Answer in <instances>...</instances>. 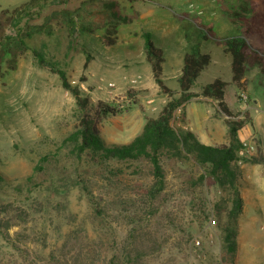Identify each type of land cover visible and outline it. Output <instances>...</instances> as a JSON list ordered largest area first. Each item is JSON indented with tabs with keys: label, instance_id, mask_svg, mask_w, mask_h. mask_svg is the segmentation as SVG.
I'll return each mask as SVG.
<instances>
[{
	"label": "rangeland",
	"instance_id": "rangeland-1",
	"mask_svg": "<svg viewBox=\"0 0 264 264\" xmlns=\"http://www.w3.org/2000/svg\"><path fill=\"white\" fill-rule=\"evenodd\" d=\"M31 1L0 0V174L8 179L0 185V264H108L121 255L137 223L144 226L140 232L145 240L156 242L148 251L152 243L145 245L143 264H264V209L255 208L253 188L241 189L246 200L236 251L229 254L215 212L222 192L211 179L200 180L199 168L163 158L166 189L152 201L147 193L154 184L150 164L111 161L97 166L77 159L73 145L65 143L83 129L86 118H100L95 114L100 101L118 110L93 120L107 146L129 144L139 136L145 118L157 117L168 100L149 85L155 80L142 53L143 34H172L175 39L181 34L180 20H185L224 37L234 26L230 8L241 0H115L132 18L116 34L104 6L107 0H71L69 9L78 12L79 23L97 38L103 40L109 29L115 38L113 44H101L85 36L84 43L73 46L75 52L86 46L91 53L97 49L96 60L87 67L81 52L71 53L68 60L69 81L91 101L86 110L57 74L39 66L16 40L7 41L16 36L13 13ZM55 10L61 8L42 11L39 22L54 17ZM170 64L178 66L177 56L166 66L171 75L177 69H169ZM256 68L249 66L247 75ZM130 91L137 93L136 101L128 97ZM253 91L262 94L258 88ZM249 173L256 175L242 168L243 178Z\"/></svg>",
	"mask_w": 264,
	"mask_h": 264
},
{
	"label": "trees",
	"instance_id": "trees-1",
	"mask_svg": "<svg viewBox=\"0 0 264 264\" xmlns=\"http://www.w3.org/2000/svg\"><path fill=\"white\" fill-rule=\"evenodd\" d=\"M70 3L71 0H32L20 7L11 18L16 36L15 38L9 36L7 41L14 43L16 40L23 52L32 54L39 66L46 67L52 73L57 74L62 87L76 99L82 110H86L91 105V101L88 97H83L81 89L69 81L68 60L70 54L75 52L73 46L76 42L77 44L84 43L85 36V40L88 41L97 37L88 26L79 23L78 12L69 9ZM104 6L114 21L110 25L113 34H116L119 25L132 21L131 16L123 14L117 1L107 0ZM56 7H60L61 10H55L54 17L49 16L43 23L39 22L42 11ZM230 12L234 29L224 37H219L209 26L180 20L181 34L178 37V45L184 52V65L178 78L180 89L177 93L166 86L162 79L164 50L154 42L151 33L143 34L147 61L152 67L157 84L168 100L157 117L147 116L145 118L146 123L142 133L129 144L107 146L104 143L93 120L102 121L109 115H116L118 110L111 104L101 101L95 108V114L100 118L90 121L86 118L83 121V129L71 134L65 143L70 147L73 145L72 153L77 159L97 166H106L111 161L150 164L154 184L147 193L152 201H157L166 189L163 158L193 164L203 173L200 176L201 181L205 178L211 179L222 192L220 201L215 204V212L220 221L219 229L223 234L225 249L229 254H234L237 247L238 220L242 216L244 203L241 189L248 188L241 175L242 165L260 164L264 166V155L261 148L255 156L240 157L238 155L242 145L238 133L245 126L250 125L252 119L249 110L242 111L241 118H235L236 116L230 111L224 100L228 85L226 81L217 78L212 83L201 86L198 93L193 92L197 87L199 76L212 63L213 52L218 48L232 58V83L237 86L238 95L241 91H245L243 79L249 66L257 65L264 75V0H241L238 4L232 5ZM24 19L25 23L22 25ZM53 19L57 20L55 25L52 24ZM110 32L109 29L108 36L103 40L108 44H113L115 38H112ZM54 36L64 38V41L53 42L51 39ZM97 39L99 43H103L102 38ZM96 50L94 47L91 53L86 46L75 53L81 52L85 55V67H87L96 60ZM136 95L135 91L128 92V97L132 100L136 101ZM195 97L210 99L216 104L219 114L230 118L226 120L228 123L227 144L221 146L202 144L192 131L183 127L185 106ZM177 110L181 111L178 118ZM7 181L8 179L0 174V185ZM137 224L138 227L131 230L128 241L121 250V255L113 257L108 264L144 263L146 255L142 254L143 249L147 248V242L152 243L147 251L153 249V244L155 245L156 242L145 240L147 238L143 237V230H141L144 226L142 223Z\"/></svg>",
	"mask_w": 264,
	"mask_h": 264
},
{
	"label": "crops",
	"instance_id": "crops-1",
	"mask_svg": "<svg viewBox=\"0 0 264 264\" xmlns=\"http://www.w3.org/2000/svg\"><path fill=\"white\" fill-rule=\"evenodd\" d=\"M232 29H234V26ZM232 29H230L228 32H230ZM178 30L176 31V34L178 33ZM147 32L152 34L154 42H156L164 50L165 61L163 63L162 79L164 80L165 85L175 93L179 92L180 88L178 78L182 73L184 65V52L180 49V45H178V35L175 39H173L171 36L172 34L160 37L157 35L155 36L154 32L152 31ZM142 47V53L145 57V61L149 64L145 53L143 38ZM175 56H177L178 58V66L176 64H170L169 69L171 67H176L177 70L175 73H172L170 75L167 71L166 66L169 60H171ZM231 63L232 58L229 54L224 53L220 48H218V50L216 49L213 52L212 63L199 76L197 87L193 90V92L198 93L201 86L212 83L217 78H221L228 83L224 96L225 103L229 107L230 111L235 115L239 111L238 109H241V106L236 101V94L238 93V89L237 86L232 83L233 74L231 70ZM224 71H226L227 73L226 77L223 75ZM247 73L248 70L243 79V83L245 85V92L249 96V103L247 108L249 110V115L252 119V122L250 125L245 126L243 129H241L238 135L241 140L255 139L258 145V152L259 148H261L264 155V109L258 108L261 107L262 104H264V75H262L261 71L258 68H256L253 74L250 76L247 75ZM156 83L157 82L155 80L154 84H149L152 91H155V94H158L160 92L162 93L161 88ZM158 88H160L161 91ZM255 88L260 89L262 94L260 95L258 93H254L253 90H255ZM216 109V104L210 99L204 97H195L185 106V124H183V127L192 131L198 141L202 144L209 146H221L228 143V123L224 119V115L217 113L215 111ZM178 113L180 115L181 111L177 110V118L179 117ZM242 167L245 172L249 171L254 172V174L256 173V175L253 176L250 175V173L245 175L244 181L246 182L248 188H253L254 192L252 197L255 208L258 210L264 209V166L258 164L251 166L242 165ZM244 191L245 190H243V198L245 193ZM244 200L246 199L244 198Z\"/></svg>",
	"mask_w": 264,
	"mask_h": 264
},
{
	"label": "built area",
	"instance_id": "built-area-1",
	"mask_svg": "<svg viewBox=\"0 0 264 264\" xmlns=\"http://www.w3.org/2000/svg\"><path fill=\"white\" fill-rule=\"evenodd\" d=\"M238 101L239 104L242 108V111H246L248 110V103H249V96L245 91H241L238 95ZM242 115L239 117L241 118ZM228 119H230L229 117H227ZM258 152V145L255 139H245L242 140V145L241 148L239 150L238 155L240 157H250V156H255ZM239 164H242L241 162H239Z\"/></svg>",
	"mask_w": 264,
	"mask_h": 264
}]
</instances>
